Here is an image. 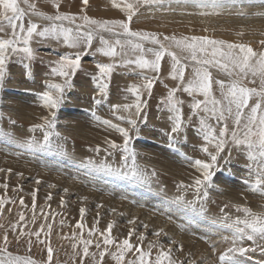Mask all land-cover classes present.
<instances>
[{
  "label": "rangeland",
  "instance_id": "374dc122",
  "mask_svg": "<svg viewBox=\"0 0 264 264\" xmlns=\"http://www.w3.org/2000/svg\"><path fill=\"white\" fill-rule=\"evenodd\" d=\"M35 2L41 11L49 14L56 11L45 0ZM255 2L259 5L260 0ZM61 5V11L75 14H80V9L85 7L81 0H61ZM172 8L174 11L169 10L168 5L159 8L142 6L130 27L133 30L165 35H208L229 42L250 43L254 49H258V41L264 39V36L260 35L264 32V17L251 15L252 12H264V7L249 9L247 17L235 14L203 17L189 14L197 11L191 7L172 5ZM85 12L89 17L99 20L125 19L124 14L112 6L111 0H89ZM29 19L37 24L47 23L36 16H26L25 24ZM205 28L208 29L206 33L203 31ZM240 32H243L242 36L237 35ZM2 35L4 34L0 33V36ZM104 35L110 38L107 33ZM32 47L35 50V59L31 62L30 68L24 67L28 61L21 62L17 57L10 58L5 80L0 86V113L3 114L0 118V129L12 133L18 140L33 136L42 140L43 132L40 129L29 130L35 124L44 123L43 118H51L49 109L42 106L38 93L45 90L48 82H63L61 78L51 74L50 69L53 66L51 62L58 59L59 55L75 51L62 43L39 38L33 40ZM96 47H99L98 40L94 41L93 50L82 56L81 69L71 78V87L66 89L63 103L55 110L56 131L60 136L53 140L55 144L62 145V152L56 150L27 152L0 139V169H4L0 171V184L5 182L8 184L6 191L0 188V197L6 195L8 199L15 201L6 204L0 214V224L3 225L0 228V243L3 242V234L7 231L9 250L14 254L26 255L29 254L28 240L31 239L30 254L34 259L42 261L47 258L46 247L50 242L54 249L52 264H72V243L75 241L70 237L74 231L79 235V229H76L75 225L80 220L79 209L84 207L86 213L82 222L86 225L85 238L88 228L93 223L102 231L109 222H112L111 235L117 240L126 238L129 228H132L133 244L137 243V237L144 233L143 247L146 248L150 241L159 240L165 249L168 247L173 249L172 256L176 264H188L189 261L193 264H218L219 254L230 246L224 240L230 233L210 226L212 220L222 215L220 209L228 205L225 212L233 217L242 215L231 207L234 204L264 213V197L249 191L247 185L243 183L249 175V160L246 153L232 145L226 146L221 153L213 177L214 187L208 189L205 217L194 222L178 214H174L172 219L163 214V202L181 194L177 185L181 182L188 185L194 176L199 175L190 166L186 157L192 160L207 159V154L201 150L204 141L195 118L174 141L169 140L168 134L172 127V122L168 118L170 113L160 101L167 95L168 88L165 85L169 88L174 87L177 81L170 79V61L165 57L151 96L145 93L142 97L147 101V106L143 109L147 119L145 121L144 115L138 119V134L135 131L130 132L132 136L130 144L137 153L138 164L148 172L156 173L152 177L151 187L104 175H99L95 179L92 176H85L80 164L89 158L95 161L106 160L114 166L121 164L122 152L112 150L107 142L122 144L123 137L118 131L105 127L95 117L110 119L121 127L128 128L127 123L116 120L112 115L111 105L132 103L134 98L124 90L132 83H143L140 74H132L129 68L117 67L110 80L107 100L97 105L95 100L101 97L92 79L97 71L95 65L97 62L111 61L108 57L95 52ZM212 73L214 79H228L215 69H212ZM186 75H191V68L187 70ZM177 95L184 100L182 110L187 120L192 98L183 92ZM216 95H219L218 89ZM134 111L133 109V115ZM97 146L100 147L99 153L95 151ZM8 169L11 171H7ZM37 180L40 181L39 184L36 183ZM65 189L68 191L65 192ZM33 190H36V223L31 222ZM49 195L51 199H48ZM183 195L186 199L192 200L194 191L189 189ZM20 197L24 199V206L20 205ZM61 197L65 202L63 206L60 204ZM84 197L87 199H82ZM8 208H11L10 212L7 211ZM41 210L49 213L47 220L41 215ZM20 212L24 213L25 220L20 222L16 232H13L11 225L19 220ZM133 219L135 223L129 224L128 221ZM44 223H50L53 227L50 237L45 238L44 233H41L40 239L45 240V243L40 244L35 236L30 237L28 233L39 230V226ZM144 225H147V228ZM21 227L24 229V235H20ZM160 229H163L161 235L154 236L153 233ZM97 239H100L98 235L93 237L94 241ZM250 245L251 242H244L245 247ZM95 250L94 246L90 249ZM155 251L156 249H153V254ZM243 259L245 264H262L264 255L257 250ZM76 261L79 264L78 257ZM85 264H92L91 259L85 258ZM106 264L115 262L111 257H107Z\"/></svg>",
  "mask_w": 264,
  "mask_h": 264
},
{
  "label": "snow or ice",
  "instance_id": "6c2138e0",
  "mask_svg": "<svg viewBox=\"0 0 264 264\" xmlns=\"http://www.w3.org/2000/svg\"><path fill=\"white\" fill-rule=\"evenodd\" d=\"M45 2L56 10L54 14L38 9L35 0H0V33L4 34L0 36V86L5 80L10 58L17 57L21 62L26 60L29 63L24 64V67L30 68L31 62L35 59V50L32 47L35 38L62 43L75 51L59 55L58 59L51 62L53 65L50 69L51 74L61 78L63 82H48L45 90L38 93L42 106L49 109L51 118H43L44 123L35 124L29 130L40 129L43 132L42 140L34 136L18 140L12 133L3 129H0V139L32 153L63 151L62 145L55 144L53 140L60 136L56 131L55 110L63 103L65 91L71 87V78L81 69L82 56L93 50L94 41L98 40L99 47L95 48V52L108 57L111 62H97L95 65L97 71L92 79L101 97L95 100L97 105L107 100L110 80L117 67L129 68L132 74H140L143 83H132L124 90L134 98L132 103L111 105L112 115L116 120L127 123L128 128L121 127L113 120L95 117L105 127L118 131L123 137L122 144L107 142L112 150L122 152L121 164L114 166L106 160L95 161L89 158L80 164L85 176H92L95 179L99 175H104L151 187L152 177L156 173L148 172L138 164L137 153L130 144L132 139L130 132L135 131L138 134V119L142 115L145 121L147 119L146 114L143 113L147 101L142 97L145 93L151 96L154 84L162 71V61L167 57L170 61L169 77L177 81L174 87L169 88L165 85L168 88L167 95L160 101L170 113L168 118L172 122V127L168 134L169 140L174 141L195 118L204 141L201 150L207 154V159L192 160L186 157L190 166L199 175L194 176L188 185L183 182L177 185L181 194L163 202V214L169 219H172L174 214H178L194 222L206 216L205 201L208 197V189L214 187L215 170L219 165L221 153L228 145L246 153L249 160V175L243 183L247 185L249 191L264 197V39L259 40V48L254 49L250 43L229 42L208 35H165L133 30L130 27L142 6L159 8L168 5L169 10L172 11H174L172 5L191 7L197 11L189 14L203 17L225 14L247 17L249 9L264 7V0H260L259 5L255 0H111L112 6L118 8L125 19L110 20L89 17L85 12L89 0H81L85 7L80 9V14L61 11V0H45ZM251 15L264 17V12H252ZM26 16H36L47 23L37 24L29 19L25 24ZM203 31L206 33L208 29L205 28ZM105 33L110 38H106ZM237 35L242 36L243 32ZM260 35L264 36V32ZM189 68L191 75L187 76L186 72ZM212 69L223 73L228 79H214ZM143 73L154 75H142ZM216 89L219 95H216ZM179 92L187 93L192 98L187 120L182 110L184 100L177 95ZM120 113H129V115ZM2 116L3 114L0 113V118ZM213 121L215 123H212ZM95 151L99 153L100 147L97 146ZM7 171L10 172L11 169ZM17 175L22 174L17 173ZM36 183L39 184L40 181L37 180ZM49 186L54 187V185ZM0 188L6 191L7 182L0 184ZM189 189L194 191L192 200L186 199L183 195ZM64 191L67 192L68 189ZM31 195L33 212L31 222L36 223V190H33ZM48 199H51V195ZM9 203L15 201L8 199L6 195L0 197V214ZM64 203L61 197L60 204L63 206ZM20 205L24 206L23 197H20ZM227 207L229 206L225 205L220 209L222 215L212 220L210 225L230 233L229 237L224 238L230 246L219 254L218 264H245L243 258L257 250L264 255V213L234 204L231 207L242 215L233 217L225 212ZM7 211L10 212L11 208ZM79 213L80 220L75 225L76 229H79V235L74 231L70 237L75 241L72 243V264H77V257L79 264H85V258H90L92 264H106L107 257H111L115 264H176L172 256L173 249L171 247L165 249L159 240L150 241L146 248L143 247L144 233H141L137 237L138 242L133 244L132 228H129L126 238L117 240L111 235L112 222H109L102 231L97 229L96 223H93L88 228L85 238L86 225L82 221L86 209L81 207ZM41 215L47 220L49 213L41 210ZM24 220L25 215L20 212L19 220L11 225V230L16 232L19 223ZM128 223L133 224L135 220H130ZM2 227L3 225L0 224V228ZM52 227V224L44 223L39 226V230L31 231L28 235L35 236L40 244H44L45 240L40 239L41 233H44L45 238L50 237ZM144 227L147 228V225ZM162 232L163 229H160L153 235L159 237ZM24 234V229L21 227L20 235ZM96 235L100 239L94 241L93 237ZM2 240L0 264H52L54 249L50 242L46 247V260L38 261L30 254L31 239L28 240L29 254L26 255L14 254L9 250L7 231L4 232ZM245 241L251 242V245L245 247ZM93 246L96 250L90 251ZM153 249H156L155 254ZM188 264L193 262L189 261Z\"/></svg>",
  "mask_w": 264,
  "mask_h": 264
},
{
  "label": "bare ground",
  "instance_id": "6f19581e",
  "mask_svg": "<svg viewBox=\"0 0 264 264\" xmlns=\"http://www.w3.org/2000/svg\"><path fill=\"white\" fill-rule=\"evenodd\" d=\"M263 27V26H262ZM257 28H259L260 30H262V28H260V27H257ZM99 42V41H98ZM168 74V73H167ZM160 85V84H159ZM234 175V174H233ZM235 176V175H234ZM232 178V177H231ZM233 179V178H232ZM204 228V227H203ZM207 233H209V232H207ZM208 235V234H207Z\"/></svg>",
  "mask_w": 264,
  "mask_h": 264
}]
</instances>
